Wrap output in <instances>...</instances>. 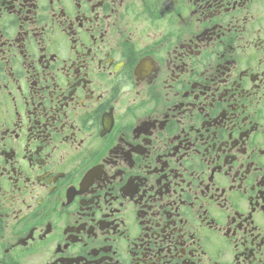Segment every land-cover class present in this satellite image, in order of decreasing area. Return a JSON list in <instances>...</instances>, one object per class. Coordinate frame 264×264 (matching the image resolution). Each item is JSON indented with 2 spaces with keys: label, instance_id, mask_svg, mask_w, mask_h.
<instances>
[{
  "label": "flooded vegetation",
  "instance_id": "flooded-vegetation-1",
  "mask_svg": "<svg viewBox=\"0 0 264 264\" xmlns=\"http://www.w3.org/2000/svg\"><path fill=\"white\" fill-rule=\"evenodd\" d=\"M0 264H264V0H0Z\"/></svg>",
  "mask_w": 264,
  "mask_h": 264
}]
</instances>
